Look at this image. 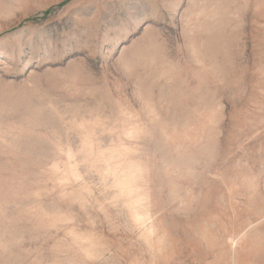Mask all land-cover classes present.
<instances>
[{
	"label": "rangeland",
	"instance_id": "obj_1",
	"mask_svg": "<svg viewBox=\"0 0 264 264\" xmlns=\"http://www.w3.org/2000/svg\"><path fill=\"white\" fill-rule=\"evenodd\" d=\"M0 264H264V0H0Z\"/></svg>",
	"mask_w": 264,
	"mask_h": 264
}]
</instances>
